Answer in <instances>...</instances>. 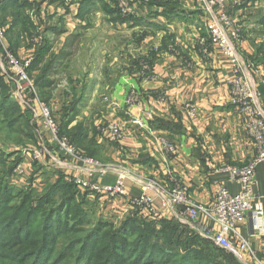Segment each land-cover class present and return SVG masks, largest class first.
Masks as SVG:
<instances>
[{
    "label": "crops",
    "instance_id": "1",
    "mask_svg": "<svg viewBox=\"0 0 264 264\" xmlns=\"http://www.w3.org/2000/svg\"><path fill=\"white\" fill-rule=\"evenodd\" d=\"M174 2L179 8L165 10L159 4L160 7L154 4V10H150L152 12L139 10L137 16L141 22L131 29L125 25L117 28L111 22L105 23V28L110 29L108 35L119 30L125 32V29L137 32L142 37L132 50L128 49L129 53L123 50L124 55L119 56L115 54L114 42L108 43L114 53L109 57L107 66L112 67L114 75L106 79L109 83L103 90H99L102 85L97 82L98 76H95L89 97L103 95L109 101L106 106H100L99 100L94 102L91 99V106L79 107L71 124L83 123L87 127L88 139L93 140L98 148V160L111 166L106 175L93 179L96 183L113 184L120 174L125 175L127 192L124 197L106 199L86 192L100 202L107 201V207L117 216H128L131 207L136 204L134 201L145 194L153 200V209L143 210L145 215L180 220L182 208L165 207L159 198L158 189L153 186L171 189L181 185L192 200L208 204L220 186L233 194L240 192L238 182L230 179L222 169L226 166H244L257 154L246 132L245 119L230 103L226 84L229 77L228 60L209 43L197 2ZM93 12L105 17L99 10ZM77 14L78 3H61V19L65 25L61 33V49L70 50L75 46L88 49L77 37L74 43L67 40L70 35L78 36L81 27L85 26V18H79ZM229 16L241 29L237 51L242 63L250 66L248 78L261 93L264 109V0H242L239 7L229 10ZM96 48L97 45L92 42L89 46L91 56L95 55L93 50ZM98 62L99 59L91 57L89 64ZM144 66H148L146 71L152 72L150 76L144 72ZM131 90L138 93L139 99L137 105L128 107L125 98ZM187 103L196 106L195 118L187 117L184 110ZM98 109H102L100 116L95 112ZM127 117L142 119L149 130L130 125L118 144L109 143L102 126L109 120L114 122ZM155 119L179 124L182 129L169 132L152 128L150 123ZM151 133L173 143L175 154L166 159ZM47 140L48 148L54 151V143L48 136ZM22 161L27 163V156L24 158L22 154ZM33 163L32 170H35ZM82 177L86 179L87 176L83 174ZM142 187H145V192ZM253 193L260 197L264 209V163L256 167ZM111 201L113 205H109ZM236 228L248 238L256 256L264 260V236L252 234L248 216Z\"/></svg>",
    "mask_w": 264,
    "mask_h": 264
},
{
    "label": "rangeland",
    "instance_id": "2",
    "mask_svg": "<svg viewBox=\"0 0 264 264\" xmlns=\"http://www.w3.org/2000/svg\"><path fill=\"white\" fill-rule=\"evenodd\" d=\"M80 1L81 0H28L29 6L26 9L25 15L29 17L30 19L29 23L31 22L33 28L28 26V21L26 26H22V29L25 30V32L22 33V36L20 37V41H17V43H12L15 48L10 47L11 42L10 41L8 42L7 37L5 36V31H6L5 26L7 24H10V21L12 20L11 18L12 16L6 17L7 23L5 26L0 25V27L4 30L5 43L7 45V48L11 52H15L19 61L23 63L28 62V69H29L28 74L31 80L34 81V83L37 77L39 76V72L41 68H43V66L47 64V62H49L52 59V57L59 52V50H61V41H62L61 28L63 29V27L65 26V25L63 26V22L61 23V3L68 5L70 4L75 5V3L77 4ZM104 1L108 4L110 8L111 7L116 8L122 18L127 19L133 17L137 22H141L139 20L140 17L137 16L138 11L141 9L144 10L146 9L148 11L154 10V4L158 7H160L158 4H161L163 8H167V9H170L177 5L175 4L174 0H104ZM124 6H126L125 13L122 12ZM197 6L203 17L202 21L204 23V27L206 30V20L204 14L200 6L198 4ZM177 7L179 8L178 5ZM95 10H99V9H94L93 11ZM93 11L89 13V15L90 14L92 15L90 16L88 15L85 18L84 21L85 26L84 28L81 27V30H79L80 33L78 35L79 40L88 49L79 46H77L76 48L75 46L74 49L71 48L70 50H65L66 52L67 51L71 52V55L68 56L67 59L62 61V63L61 60L58 61L59 64L58 68L55 69L51 77L46 78V83L43 89L37 88L38 99L42 103L50 106L53 117L55 119V122L59 130H61L62 120L71 118L73 116L72 115L73 113L79 112V107L82 106L84 107L86 105L88 107L91 106L92 103H89L91 99L94 102L96 100H99L100 106L107 105V102L109 100L106 101L105 96L102 95L93 98V97H89V95L93 90L95 78L97 76L99 78V80L97 79V82L102 85V89L99 90H103L105 86L109 83V81H106V79L114 75V72L111 70L112 67L108 68L107 66V63L110 60L109 57H111V55H113L114 53L108 47V43L114 42L115 54L117 53L116 55L119 56L120 54L124 55L125 51L129 53L128 49L132 50V48H134L139 43L140 41L139 39L142 37L137 32L127 31L125 29H124L125 32H121L123 30H119L120 32L118 33L115 31V33L113 32V34L108 35L110 29L105 28L106 26L105 23L111 22L109 20V17H107L106 15L105 17H103L101 13L95 14ZM10 13L11 11L8 14ZM231 21L234 27L240 29V27L237 26L232 19ZM113 25L117 26V28H121L123 25H125L127 29L129 28L131 29L132 26V25L130 26L128 23L113 24ZM89 26L90 28H88ZM240 38H241V29H240L239 38L236 39L235 41L231 39V42L233 43V45H235L236 51H237L236 45L239 43ZM91 41L94 42L95 46L97 45L96 50H93L95 51L94 56H91V52L89 49V46L92 44ZM127 46H129V48ZM43 47L44 48L46 47L45 54L41 58L40 62L33 64L35 62L36 54L39 52L40 49H43ZM237 54L241 61L244 74L246 75V78L249 84L251 85L253 92L255 93L256 99L259 102L264 115L261 93L257 88L256 89L254 88L255 86L254 87L252 86L250 78H248V70L250 69V66L243 64L238 51ZM128 56L131 55L128 54ZM91 57L94 60L99 59L98 64L95 63L94 65H90L89 61ZM129 59L131 61L132 57H130ZM0 69L2 75L4 76L5 79L4 85H5V89H7V93L9 94V96H11V93L15 94L13 99L15 98L19 102V105L21 107L20 111L25 110V108H27L30 110L29 112L32 113L30 115L33 118L30 119V116L28 117L29 125L32 129H34V135L37 136L34 142L32 140L31 141L29 140L30 142H27L24 145H19L12 139H6L5 131L2 128H0V180H2L3 187L7 191L10 190L12 195L15 194L11 200H8L7 203H5L6 210L9 211L5 215L7 216L6 219L0 221V264H32L35 261L36 257L39 256L37 254L40 253L42 250L45 251L48 250V253L46 252V257H45V253L43 252V256L39 264H100V262H102L104 259L110 258L109 251L111 244L113 243L120 244L123 248L125 247L129 248L130 246H133L135 244L134 240L139 238L137 232L132 233L131 235H126L127 237L123 233L119 236L115 234L120 224L127 217L130 216L138 217L139 219V225H137L136 230L138 232L140 230H142V232H145L146 239L152 241V239L150 238H153L154 244L152 246L162 249L163 254L165 255L163 257L164 258L163 260L170 261L169 264H180L182 258L189 254L186 253L185 250L183 249V247L185 248V242L182 239L181 240L173 239L170 236L166 238V240L165 238L163 240L160 239L159 237L160 229L163 223L162 219L164 218H160L158 216H155L154 214L145 215L143 213L144 209H148V210L153 209L152 207L153 201L151 207L150 206L147 207L146 205L134 204L133 207H131V211L128 216L120 215L121 216L120 217L117 216L118 214L116 213H111L112 209L107 207L106 205L107 201L106 202L103 201L104 203L100 202L97 198L93 197L89 193L79 190L76 187H74L75 189H73L70 188L69 186H61V187H56L57 192L53 193L49 201H45L42 204L43 207L38 217L40 219L36 223H35V219H33L32 222L24 226V219H22L23 217H20V219L16 221L15 224L13 225V222L17 217L16 214L18 211H20L21 209L25 210V208H33L36 210L37 209L36 207L38 206V200H41V198H43V196L45 195V192L51 188L50 185L61 180V178L56 168L48 167L43 164L39 165L40 169L36 171L31 170L28 179L24 181L18 178L19 176L14 174V168L20 161L11 169L12 161H14V159L18 157L17 156L13 157L10 161L9 155L18 152L24 154L23 152L25 151L34 150L39 147H42L43 145L50 150V148H48L47 146V144H49L47 140V136L48 139H50L49 138L50 135L43 130L41 120L34 118L33 112L31 111L39 107L38 103L36 101L35 102L32 101L29 106H26L23 103H21V101L18 98H16L17 95L15 92L14 81L12 79L11 74L9 73V66L5 60V57L1 49H0ZM90 69L94 71L92 72V70ZM144 72L149 73L148 76H150L151 75L150 73H152L151 71L150 72L146 71V69ZM90 73H92V76H90ZM105 75L106 76L108 75V77H106ZM229 76H230V71H229ZM227 80H226V84H227ZM2 92L3 91H0V97ZM132 93L136 95L138 102L139 97H138V93L135 90H131L128 93V95L125 98V102L127 97ZM80 98L81 101L77 106L78 107L77 110L73 109V104H75V101H77V99ZM230 103L239 111V109L232 103L231 96H230ZM187 104L194 106V108L196 109V106L194 104L192 103H187ZM187 104L184 105V110L187 117L190 118L185 109V106ZM70 109H73L72 113L71 111H69ZM101 111L102 109H98L97 111H95L96 115L99 114L98 116H100ZM37 112H39L38 109ZM196 114H197V109H196ZM240 114L245 119V116L241 112ZM120 121L128 122L129 118L127 117L125 119H120L114 122H120ZM109 123H111V120L105 123L104 126H102V129H104ZM128 126H130V124H128L127 127ZM245 129L255 146V141L248 132L246 119H245ZM150 135L153 139H155L154 138L155 136L156 138H163L167 140L164 137L156 136L152 133ZM119 142L109 141V143L111 144H118ZM169 143L172 144L175 148V145L173 143L171 142ZM175 152H176V148H175ZM254 159H252L251 161H253ZM231 167H241V166H231ZM218 171L220 172L221 170ZM175 187L171 189H164L160 187V189L169 192L172 191ZM179 187H183V186L180 185ZM59 191H61V196L57 195ZM70 193H74L75 202L71 203L70 208H69V204L66 203L67 207L65 211L62 212L61 215L63 217H61V220H59L61 221V230L62 231L66 230L63 231L65 233L61 234V237H58V240L56 242H52V243L50 241L45 242V235L43 231L44 229H42V227L44 226L43 223V216H45L44 212H46L47 214L51 210L54 211L57 208H59V206H61L62 204H65L66 202L65 197ZM159 198L163 202L162 198L161 197ZM98 202H100V204H98ZM109 205H113L112 201L111 204ZM176 207L181 208V206H176ZM167 208H175V207H167ZM181 210H182V216H181L182 219L177 221L181 225H183L184 228H190V225H188L189 222H187L186 218L183 216V209ZM1 212L2 210H0V213ZM140 221L143 223H141ZM92 232H96V233L89 238L87 247H85V251L83 253V257L81 256L80 258L79 250L81 248L82 242L84 241L85 237ZM202 238L199 237V239H197V242H194L193 249L194 248L195 249L192 252L193 255L194 252L199 248L198 244H202V243L208 245L210 244V242ZM183 242L184 244H182ZM210 245L214 247L212 244ZM215 248L216 247H214V249ZM134 249L135 248H133V250ZM115 252H116V256H112V261L114 262L113 264H132V263H128L129 257H125L124 256L125 253H122L119 249H116ZM92 255L96 256L98 260L91 261V258H94L92 257ZM238 262L242 264L239 260ZM186 264H192V262H187Z\"/></svg>",
    "mask_w": 264,
    "mask_h": 264
},
{
    "label": "built area",
    "instance_id": "3",
    "mask_svg": "<svg viewBox=\"0 0 264 264\" xmlns=\"http://www.w3.org/2000/svg\"><path fill=\"white\" fill-rule=\"evenodd\" d=\"M200 6L205 20L206 30L210 44L228 60L230 76L227 80L228 90L232 103L245 116L247 129L255 141L256 158L241 167L226 166L222 171L240 185L238 194L231 193L226 187L220 186L211 202L201 204L193 201L184 187H175L172 191H165L159 186V197L167 207L181 206L183 216L190 228L203 238L210 240L216 247L234 255L242 264H264L259 259L247 237L242 235L236 225L248 216L252 234L264 236V209L260 197L253 193L255 184V170L258 164L264 163V115L256 99L251 85L244 74L241 61L238 57L235 41L240 36V29L233 26L229 10L241 4V0H195ZM126 6L122 12L125 13ZM130 13V11H129ZM0 49L9 66V73L15 85L16 95L21 103L29 106L37 102L39 107L31 110L36 119L41 120L42 128L50 135L55 150L50 151L46 146L23 152V157L28 162L20 161L14 168V174L21 180L28 179L32 170L31 162H37L48 167H54L63 173L65 179L81 191L89 192L94 196L113 199L124 197L127 189L124 184L125 175L120 174L113 184H98L93 179L106 175L111 166L100 163L98 160L85 156L77 150L65 136H60L58 126L52 115L50 107L38 99L35 83L28 74V62H21L13 55L5 43L4 30L0 27ZM148 70V66H144ZM15 95V94H13ZM137 97L130 94L125 104L129 107L137 105ZM190 118L196 115L194 106H185ZM38 117V118H37ZM134 125L141 129L149 130L139 118H129V121L111 122L103 131L110 142H119L125 136L127 125ZM154 138L158 141L165 158L175 153V148L163 138ZM53 165V166H51ZM85 174L86 179L82 177ZM143 192L146 191L142 187ZM152 199L145 194L139 196L134 202L137 205L151 207ZM148 210V209H144Z\"/></svg>",
    "mask_w": 264,
    "mask_h": 264
},
{
    "label": "trees",
    "instance_id": "4",
    "mask_svg": "<svg viewBox=\"0 0 264 264\" xmlns=\"http://www.w3.org/2000/svg\"><path fill=\"white\" fill-rule=\"evenodd\" d=\"M159 5L162 6L161 4ZM28 6H29L28 0H2L0 2V25L5 26L7 23L6 17L12 16L11 17L12 20L10 21L9 26L5 31V36L7 37L8 42L9 41L11 42L10 47L12 48H15L12 43H17V41H20V37L22 36V33L25 32V30L22 29V26H26L27 21H28V26L33 28L31 22L29 23L30 21L29 17L25 15ZM175 7H177V5L170 9H174ZM94 9H99V11H101L104 15L109 17V20L113 24L128 23L129 25H132L131 27H133V25H137L140 23L137 22L133 17L127 19L122 18L118 10L116 8H112V7L110 8L104 0H81L78 3L77 17L84 19ZM164 9L170 10L167 8ZM10 11L11 13L8 14ZM63 32L64 30L61 28V33ZM76 37L78 38V36L70 35L67 38V40L68 41L70 40L69 42L74 43L76 41L75 40ZM45 48L43 47V49L39 50V52L36 54L35 62L33 64L40 62L41 58L46 52ZM11 53L16 56L15 52H11ZM69 55L70 52H65L64 48L59 50V52L56 55H54L52 59L43 66V68H41L39 72V76L35 81L36 88L43 89L46 83V78L51 77L55 69L58 68L59 65L58 61L67 58ZM28 73H29V69H28ZM4 81L5 79L0 69V91H3L0 97V128H2L5 131L6 139H12L19 145H24L27 142H30L31 140L34 142L37 136L34 135V129L30 127L29 118H28L29 116L30 119L33 118L30 115L32 113H30L29 112L30 110L27 108H25V110L20 111L21 107L19 105V102L15 98L13 99L14 97L13 93H11V96H9V94L7 93V89H5ZM80 101L81 98L75 101V104H73V109L77 110L78 108L77 106L79 105ZM73 109H70L69 111H71L72 113ZM77 113L78 112L73 113L72 114L73 116L71 118L62 120L61 130H59V134L60 136L67 137L69 142L77 150L81 151L85 156L98 160L99 158L98 148L93 140L88 139L87 127L83 123H76L74 125H71L75 120ZM150 127L155 129L167 130L169 132L180 131L182 129V127L179 124H172L170 122H164L162 120H156V119L151 121ZM16 156L18 158L12 161L11 169L19 161H22L21 152L9 155L10 158L9 160L11 161V159ZM33 165L35 171L40 169L39 163L34 162ZM59 174L61 180L50 185L51 188L45 192L43 198H41V200H38V206L36 207L37 209L36 210L33 208H25V210L21 209L20 211L17 212L16 214L17 217L15 218L13 225L15 224L16 221L20 219V217H23L22 219H24V226L32 222L33 219H35V223H36L40 219L38 217L43 207L42 204L45 201H49L53 193L57 192L56 187L69 186L70 188L75 189L74 188L75 186L73 184L67 182L63 173L59 172ZM2 183H3L2 180H0V210H2V212L0 213V221L6 219L7 216L5 215L9 211L6 210L5 203H7L8 200H11L15 195V194L12 195L10 190L7 191L3 187ZM57 195L61 196V191H59ZM65 198H66L65 204H62L61 206H59V208H57L54 211L51 210L49 212L50 214L49 213L46 214V212H44L45 214V216H43L44 226L42 227V229H44L43 231L45 235V242H49V241L51 243L56 242L58 240V237H61V234L65 233L63 231H66V230L63 231L61 230V221L59 220H61V217H63L61 215L62 212H64L67 207L66 203L69 204V208H70L71 203L75 202V195L74 193H70ZM162 222L163 223L160 229V236H159L160 239L163 240L165 238L166 240V238L170 236L173 239H180V240L182 239L185 242V248L183 247V249L185 250L186 253L189 254L182 258L180 264H186L187 262H192V264H240L232 254L227 253L226 251L216 247L210 240L206 238H202L194 230H191L190 228H184L183 225H181L176 219L174 218L162 219ZM137 225H139V219L138 217H134V216L127 217L120 224L115 234L119 236L123 233L126 236L137 232L139 238L134 240L135 244L133 246H130L129 248L125 246H124L125 248H123L120 244H114V243L111 244L109 251L110 258H106L103 261L101 260L102 262H100V264H113L114 262L112 261V256H116V252H115L116 249H119L122 253H125L124 255L125 257H129L128 263H132V264H169L170 263V261L163 260L164 259L163 257L165 255L163 254L162 249L152 246L154 244L153 238H150L152 239V241H150L149 239H146L145 232H142V230L138 232L136 230ZM95 233L96 232H92L85 237L84 241L82 242L81 248L79 250L80 258L81 256L83 257V253L85 251V247H87L89 238ZM197 236H199L204 240H207L217 249L216 248L214 249V247H212L210 244H209L210 246L208 244H203V243L198 244L199 248L194 252L193 255L192 252L195 249V248L193 249L194 247L193 244L194 242H197V239H199V237ZM184 242L182 244H184ZM133 248L135 249L133 250ZM43 252L45 253V257H46V252L48 253V250L46 251L42 250L40 253L37 254L39 256L36 257L35 261L32 264H39L41 262ZM92 257L96 259L91 258V261L98 260L96 256L92 255Z\"/></svg>",
    "mask_w": 264,
    "mask_h": 264
},
{
    "label": "bare ground",
    "instance_id": "5",
    "mask_svg": "<svg viewBox=\"0 0 264 264\" xmlns=\"http://www.w3.org/2000/svg\"><path fill=\"white\" fill-rule=\"evenodd\" d=\"M234 256V255H233ZM235 257V256H234ZM236 258V257H235ZM238 259V258H237Z\"/></svg>",
    "mask_w": 264,
    "mask_h": 264
}]
</instances>
